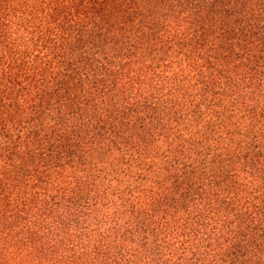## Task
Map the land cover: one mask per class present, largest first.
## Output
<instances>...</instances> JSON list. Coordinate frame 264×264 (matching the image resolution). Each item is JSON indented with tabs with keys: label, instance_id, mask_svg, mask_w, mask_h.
Returning a JSON list of instances; mask_svg holds the SVG:
<instances>
[{
	"label": "trees",
	"instance_id": "trees-1",
	"mask_svg": "<svg viewBox=\"0 0 264 264\" xmlns=\"http://www.w3.org/2000/svg\"><path fill=\"white\" fill-rule=\"evenodd\" d=\"M0 264H264V0H0Z\"/></svg>",
	"mask_w": 264,
	"mask_h": 264
}]
</instances>
